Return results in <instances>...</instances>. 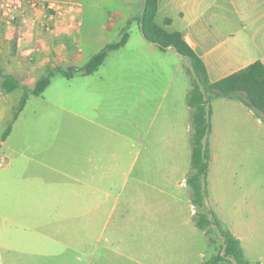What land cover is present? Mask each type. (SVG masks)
Instances as JSON below:
<instances>
[{
  "label": "rangeland",
  "instance_id": "374dc122",
  "mask_svg": "<svg viewBox=\"0 0 264 264\" xmlns=\"http://www.w3.org/2000/svg\"><path fill=\"white\" fill-rule=\"evenodd\" d=\"M93 1L85 6L82 36L92 52L123 30L131 40L87 79L69 84L65 111L42 94L29 96L16 119L11 108L0 121V138L12 121L0 139V264H61L43 253L60 252L55 241L75 236L84 240L78 264L115 254L109 248L138 253L141 238L154 240L148 253L173 259L165 264H199L221 251L222 238L212 226L209 241L194 225L185 184L189 60L149 52L133 23L104 32L110 14L129 8L124 0ZM134 1L130 12L139 16L143 0ZM242 2L248 0H226L222 12L231 16ZM212 107L206 209L241 239L251 263L264 264V118L237 100L216 98Z\"/></svg>",
  "mask_w": 264,
  "mask_h": 264
},
{
  "label": "crops",
  "instance_id": "0c3cea01",
  "mask_svg": "<svg viewBox=\"0 0 264 264\" xmlns=\"http://www.w3.org/2000/svg\"><path fill=\"white\" fill-rule=\"evenodd\" d=\"M3 1L0 0V4ZM35 1L36 6L31 4L32 0H12L11 10L6 14L0 10V70L12 74L19 80V86L7 92L2 88L0 79V121H3L9 109L16 108L23 93L32 89L36 80L48 69L53 72V75L42 94H47L48 100L63 111L66 110L64 104L68 96L69 84L72 85L76 79H87V76L91 75L75 73L67 78L59 70L82 65L84 58L94 53L92 52L93 44L84 42L82 36L85 6H93L95 1ZM224 1L226 0H159L156 15L157 20L158 15L163 14L161 23L164 18H170L169 29L182 33L187 43L203 60L211 81L218 80L255 60H261L264 63V49L262 48L264 0L234 3L232 5L240 10H236L231 16L222 12ZM252 2L256 3L255 7L246 9L247 6H251ZM52 4H59L61 10L58 12L50 8ZM123 4L128 6L129 12L117 10L110 14L102 24L104 32L112 33L116 31L119 23L127 24L129 19L138 17L130 12L135 5L134 0H124ZM213 7H215L214 10H212ZM132 23L140 35L137 39L140 46L146 47L152 53L156 50L162 53L173 51L178 57L180 56L173 49L159 50L155 44L148 42L142 36L138 23L136 21ZM258 36L263 38L262 41L257 39ZM130 40L131 35L129 34L125 45H128ZM180 66L181 63L178 64V68ZM76 88L75 91L82 90L80 87ZM16 102H18L17 105ZM251 112L255 115L252 110ZM212 117L213 107L211 131ZM257 119L260 120L259 117ZM189 123L190 120L185 125L187 128ZM195 210L194 207L193 211ZM238 239L241 243V239ZM138 241L144 246L138 253H124L109 248L115 254L105 256L106 258L102 260L100 256H97L99 260L94 264H165V261H173L172 258L165 259L161 252L148 253L146 246L151 245L154 240L141 238ZM114 242L117 245L122 244L121 239L114 240ZM54 244L60 245V252L44 251L43 254L47 257V261L49 257L59 256L61 264L81 262L79 253L84 245L82 237L65 238L62 241H55Z\"/></svg>",
  "mask_w": 264,
  "mask_h": 264
},
{
  "label": "trees",
  "instance_id": "16d2710c",
  "mask_svg": "<svg viewBox=\"0 0 264 264\" xmlns=\"http://www.w3.org/2000/svg\"><path fill=\"white\" fill-rule=\"evenodd\" d=\"M159 0H143V9L138 17L128 20L127 24L136 21L142 36L150 43L155 44L159 50L173 49L180 56L189 60L186 73L189 78V89L185 101L190 110L191 124V170L186 177L189 189L190 203L196 208L193 214L194 225L201 229L210 241L211 227L215 226L222 238L221 251L208 260L199 264H262L257 261L251 263L245 256L240 240L226 227H224L211 209H206L207 201V172L211 159L208 136L211 132L212 102L216 98L234 99L242 102L253 111L255 116L264 118V63L255 60L232 73L211 81L206 66L201 57L184 39L178 30L169 29L170 18H164L162 23L156 21ZM129 33L123 30L120 38L106 44L79 66H69L59 71L67 78L75 73L89 75L99 69L105 58L112 51L125 45ZM53 72L49 69L41 75L30 90H26L15 108L12 119H16L22 111L30 95L40 96L48 86ZM1 86L5 91L11 92L19 86V80L12 74L0 70ZM12 121L7 125L1 135L4 141L11 131Z\"/></svg>",
  "mask_w": 264,
  "mask_h": 264
},
{
  "label": "built area",
  "instance_id": "2783aa9c",
  "mask_svg": "<svg viewBox=\"0 0 264 264\" xmlns=\"http://www.w3.org/2000/svg\"><path fill=\"white\" fill-rule=\"evenodd\" d=\"M32 5L36 6L37 5V2L35 0H32L31 2ZM12 5H13V2L12 0H4L1 4H0V10L6 14L9 10H11L12 8ZM50 8L54 9L55 11H60L61 10V6L58 4H52L50 6Z\"/></svg>",
  "mask_w": 264,
  "mask_h": 264
}]
</instances>
